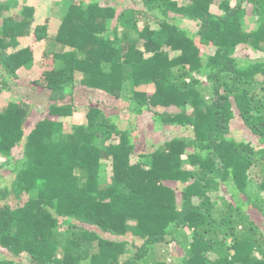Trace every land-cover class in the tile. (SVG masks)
<instances>
[{"label": "trees", "instance_id": "obj_1", "mask_svg": "<svg viewBox=\"0 0 264 264\" xmlns=\"http://www.w3.org/2000/svg\"><path fill=\"white\" fill-rule=\"evenodd\" d=\"M107 1L72 0L52 38L48 19L35 24L34 7L12 14L10 3L0 4V95L34 60L31 47L18 48L20 39L50 38L52 47L43 57L49 66L33 81L49 92L45 117L26 134L37 116L32 103L21 97L0 111V170L11 166L14 174L0 188V264H25L12 256L26 254L30 264H168L157 246L169 242L187 249L174 264H264V199L249 194L253 184L264 191V59L239 63L234 56L240 44L264 56V0H221L223 13L212 10L216 0H140L146 10L119 14ZM249 10L256 28L246 25ZM145 13L162 28L152 30ZM178 16L197 30L174 21ZM58 43L73 49L58 51ZM205 70L210 93L197 77ZM78 73L117 99L132 124L152 111L161 125L192 127L193 137L138 153L139 130L123 128L120 114L100 103L89 106L85 124L65 131L61 118L76 109L65 100ZM142 84H155V91H136ZM128 86L133 90L125 92ZM236 116L262 147L230 137ZM220 187L223 205L213 194ZM10 195L19 200L15 206L6 203ZM184 228L192 230L189 242ZM129 230L141 243L124 238Z\"/></svg>", "mask_w": 264, "mask_h": 264}, {"label": "rangeland", "instance_id": "obj_2", "mask_svg": "<svg viewBox=\"0 0 264 264\" xmlns=\"http://www.w3.org/2000/svg\"><path fill=\"white\" fill-rule=\"evenodd\" d=\"M72 0H0V4L8 5V9L10 8L12 14H17L18 12L23 10L24 5H30L35 9V24H43L47 19L49 22L50 27V37L52 38L53 35L56 34L59 25L61 24L62 17L66 12L68 5L71 3ZM182 1V0H180ZM221 0H216L214 4L211 5V8L216 13H223L222 9L219 6ZM232 5L236 4L237 0H229ZM113 3L118 5L117 14L120 13L122 9L129 8V7H137L146 10L144 5L141 3L140 0H109L107 3ZM4 10H0V28L2 26V14ZM175 14L172 13L170 16H174ZM144 22L149 24L152 27V30L157 31L162 28L161 25L155 20L150 18L148 13L143 15ZM178 16L176 20L182 26L190 27L192 31L197 30L196 22L189 21L187 18H183ZM246 25L248 29L256 28L259 24L256 21V17L253 16L251 11L249 10L248 15L245 18ZM144 23V24H145ZM116 24V19L112 21V26ZM142 25V23L140 24ZM122 35L124 33L122 32ZM137 36L135 33L132 34ZM49 39H43L41 41H34L32 36H26L20 39V45L18 48H24L25 46L31 47L34 53V60L27 66L22 67L19 70L20 78L18 80H10L9 84L11 88L9 90L4 91L0 95V111L4 110L10 101H19V98L26 99L32 106L35 107V111L37 116L30 120L26 125L25 133L28 134L33 126L39 119L45 117L48 112V104H49V92L47 89H42L37 87L33 81L40 79L42 75V70H45L49 65L47 62H44L43 57L45 56L46 52H50L52 49L51 45L49 44ZM199 42V40H198ZM58 51H67L73 49L70 46H64L63 44L58 43L54 46ZM167 48V46H165ZM16 49V48H15ZM13 50V48H11ZM202 53L210 54L212 49H206L205 47H201ZM177 51L170 50L172 55H175ZM234 56L238 59L239 63L246 62V61H253L257 59H264L263 52L256 51L251 47L246 46L245 44H240L236 49ZM50 64V62H48ZM2 70V66L0 65V71ZM198 78L201 80V88L207 90V93L212 92V84L208 82L207 72L206 70L203 72H199L197 75ZM75 85L73 87L72 94L65 100L66 103H73L75 104V110L70 116L62 117L61 120L64 123V130L65 131H72L74 127L78 125H83L87 122V113L89 110V106L91 104L100 103L104 106L105 110L110 114H120V122L123 128L127 127H134L135 130H139V134L135 135V142L137 143L136 152L138 153H145L154 150V145L160 146L166 141L172 139L175 136H188L193 137V129L192 127L187 126H172V125H161L159 122H156V116L154 112L147 111L143 114L139 120L135 123H131V118H127L124 116L123 113L118 109V102L116 101L113 96L104 92L102 89H98L95 87H91L87 83L83 82V75L78 73L74 77ZM136 91H145L148 94L155 91V84H142L135 87ZM133 90V86H128L125 88L126 91ZM48 92V93H47ZM210 96V95H208ZM120 106V105H119ZM35 113V112H34ZM129 115V112H128ZM130 117V116H129ZM130 120V122H128ZM230 137L235 140H244L246 142H251L256 148H260L263 146V143L258 140V137L254 135L248 128H246L241 121L240 117L236 116L231 122V134ZM14 158H20L23 155V142L21 145H18L16 149L13 151ZM133 158L137 160H141V157L138 155H134ZM3 159V158H2ZM187 169H193L194 167L187 164L184 166ZM105 181L107 183L111 182L112 180V169L111 165L108 163L105 170ZM14 179V174L11 171V166H8L6 169L0 170V188L6 185H11L12 180ZM168 184L172 185L179 190L182 189V184L179 182H168ZM256 186V184H253ZM251 187L249 189V194L254 198H263L264 199V191H258V188ZM214 196L218 198V205H223L224 200H220L221 196L226 199L225 196V189L220 187L218 190L213 192ZM12 206H15L19 203V200L14 197V195H10L9 199L6 201ZM4 205V202H0V206ZM248 209L251 207H247ZM255 209V213L259 211L257 208ZM253 209V211H254ZM260 215V214H257ZM256 215V216H257ZM261 219V216H260ZM135 226L134 221H130L129 227L132 228ZM66 228H68L67 224L61 227L60 233L61 235L64 234ZM264 230V224L262 226ZM127 239H134L137 238V242L141 243V238L136 236L132 230L126 231ZM192 230L188 228H184L183 232V239L185 237V241L192 240ZM121 238V237H120ZM158 258H162L166 260L168 264L176 263V258L182 256L186 253L187 249L185 246L178 244L176 242H169L167 244H159L157 246ZM7 253V252H6ZM26 254V253H25ZM8 257L7 255H5ZM10 256V255H9ZM16 260H22L25 264H30L29 261L31 260L27 254L23 257H14Z\"/></svg>", "mask_w": 264, "mask_h": 264}]
</instances>
